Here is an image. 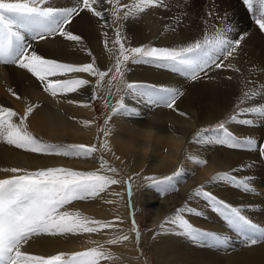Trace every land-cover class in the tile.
Instances as JSON below:
<instances>
[{
	"label": "snow or ice",
	"instance_id": "1",
	"mask_svg": "<svg viewBox=\"0 0 264 264\" xmlns=\"http://www.w3.org/2000/svg\"><path fill=\"white\" fill-rule=\"evenodd\" d=\"M242 3L251 14L254 24L264 33V0H242ZM103 4L112 5L110 14L114 20L128 21L139 19L141 14L149 9H168L170 0H131L124 5H119L118 0H77L72 7L52 6V0H0V66L14 65L25 70L39 82L43 91L52 97H68L69 94L79 93L81 89L91 84L92 93L89 98L84 101L66 99V103L77 104L83 108L91 107L90 101L97 99L98 88L111 74L108 80L109 95L113 81H118L123 88H117V92L122 91V95L112 106V111L104 121V128L100 129L104 137L109 136L111 130L107 126L113 116L121 113L140 115L135 109L127 106L125 101L128 97L142 100L153 107L171 109L182 117L186 116V113L174 107L184 95L180 88L160 86L150 82H128L124 77L127 71H131L127 67L129 63L166 70L178 74L187 81H199L202 74L207 76L210 71L217 69L239 71L232 64L225 62L233 58L244 35L233 40L228 36L232 31L231 28L213 25L214 30H209L208 21H205V31L201 38L173 47L147 44L129 47L123 42L120 29L116 28L115 38L111 44L114 47L118 46L116 48L118 54L115 55V63L107 70H101L94 57L91 62L67 63L46 58L35 51L33 41L40 42L58 36L64 41L74 42V46H79L87 56H93L89 49L83 47V38L72 33L68 26L73 22L74 17L86 10L92 17L104 21L100 24L101 28L109 27L104 12L100 10ZM213 15H215L213 11L208 12L209 18ZM179 22L180 18L176 17V23ZM164 30L169 31V26L165 25ZM171 30L175 31L174 28ZM103 35L106 37L104 47L109 53V59H112L113 49L109 48L108 34L105 32ZM72 74H87L88 77H94L95 84L87 78ZM8 91L17 100L20 99L12 89ZM257 99L261 102L252 106L251 102ZM105 106L107 107V102ZM36 107L38 105H30L25 108L23 115H19L13 109L0 105V142L38 156L81 159L93 157L97 151L95 144L91 146L51 144L33 136L26 122ZM258 121L264 124V84L244 90L238 98L233 114L212 127L199 129L191 142L204 146H223L230 150L258 152L260 159L264 160V141H258L252 136H238L229 129V125L232 124L253 127ZM91 123L92 121L86 120L83 125L88 127ZM100 148L102 150L108 148L106 139L101 142ZM187 159L198 166L208 163L206 158H198L190 154H187ZM252 166V163L242 164L228 172H218L205 184L197 186L189 193V198L204 201L205 207L217 214L231 230L243 237L246 246L264 242V227L253 223L244 214L243 206H233L207 189L219 184L245 194L254 193L250 176L234 175ZM105 169L117 173L116 168H107L103 160L100 161L99 169L95 171H80L69 167H41L36 170L19 167L0 168V172L12 174L0 179V264H101V261L115 259L104 249L103 244L83 251L59 252L50 256L30 254L22 250L32 239L40 236L75 237L98 233L103 229H114L112 221L95 220L82 216L79 212L66 210V207L73 202L96 199L111 185L121 183L120 180L100 174ZM183 174L184 169L181 167L163 178L149 175L143 179L148 186L155 188L161 196H164L169 192L177 191L175 181ZM131 181L132 177L124 181L127 186L129 209L132 207ZM115 195L122 194L115 193ZM105 202L113 203L111 200ZM129 214L131 215V212ZM186 214L203 215L201 211L185 202L158 226L160 232L175 231L194 243L210 241L217 247L227 244V237L197 228L186 218ZM131 232L135 233V242L139 249L140 233L135 220L131 222ZM128 240V234H121L108 239L106 244L116 245Z\"/></svg>",
	"mask_w": 264,
	"mask_h": 264
},
{
	"label": "bare ground",
	"instance_id": "2",
	"mask_svg": "<svg viewBox=\"0 0 264 264\" xmlns=\"http://www.w3.org/2000/svg\"><path fill=\"white\" fill-rule=\"evenodd\" d=\"M53 1L65 7H72L77 2V0ZM238 2L235 0H228L229 4H227L226 0H170V7L168 9H149L146 10L145 13H142L139 19H129L131 23H129L128 26L126 25L128 27L126 31L127 34L125 37L122 36L123 42L129 47H138L146 42H153L155 45L177 46L201 38L205 31V21H208V29L214 30L213 25L227 28L230 26L231 28L235 25L236 21L238 22L240 19L244 20L245 30L243 32L235 30L234 32L228 33L229 38L233 40L238 39L241 35H244V39L237 49V52L234 53L233 58H229V60L225 62L232 64L235 68L239 69V71L217 69L215 71H210L208 77L204 76L205 78H201L199 81L193 83H179V88L184 92V95L180 97L174 107L186 113V116L182 117L171 109L153 107L142 100H129V98L127 100L130 104L129 106L137 109L140 113V117H128L123 113L117 115L109 121L107 126L111 130L109 136H103V140L106 139L108 143V148L103 149L108 159L110 157L116 164L122 166L127 174L134 173L132 181L133 187L137 190V195L135 197L136 208L145 210L148 227V232L145 236L141 237L140 241L141 244L153 248L157 264H264V244L243 249L236 247V249L231 250L230 245L227 246L226 244L225 246L217 247L213 246L210 241H201L200 244H202V247H200V244L199 246H193L190 244L191 242L189 243L188 239L178 232L175 233L178 237H176L175 234V236L173 235L174 232H170L172 235L161 236L160 238H153V236H151L155 225L161 221L164 214L168 212L173 205H176L179 200L187 196V191L190 188L205 184V182L215 175L217 171H230L236 168V166L248 164L253 161L252 156H248L249 159L247 161H241L239 156L234 152L223 153L222 151V153L217 155L216 153L208 154V152H206L207 154H205L202 153V151L207 150L204 145L192 143V140H188L189 137L199 129L235 111V105L244 90L264 84V39L251 24L250 17L247 19V15L244 13L243 9L240 8ZM106 8L107 4H103L100 10L104 12L105 20L108 22ZM209 11L215 13L211 18L208 17ZM176 17L180 18L179 24L176 23ZM103 22L104 21L99 20V18L92 17L91 14L85 10L79 16L74 17L73 22L68 26V29L72 33L78 34L83 38V47H86L92 52L93 56L91 57L82 52L79 46H74V42L64 41L61 37L45 40L43 42L34 41L32 42L33 47L38 54L44 57H55L56 59L65 60L67 62H91L94 57L97 66L101 70H107V68L113 64L114 58L112 52V59H109V53L104 47V40L106 37L103 33L106 32L108 34L107 39L109 40V48L112 49L114 46L111 44V41L114 39V35L112 26L109 22V27H100V24ZM165 25H168L170 28L167 32L164 30ZM173 28L175 31L171 30ZM116 47L118 48V46ZM130 69L132 72L129 79L136 76H139V78L145 76L144 80H146V82L160 86L177 87L176 85L178 82L175 78L176 75L171 76L172 73L166 70H157L145 65H133ZM72 75H83L85 78L92 81V84L95 83L96 78L88 77L87 74ZM228 77H231V79H228ZM249 81L251 83H248ZM35 82L25 71L14 65L0 66V105L14 109L19 115H23L26 107L38 105L29 116L27 122L30 125V129L38 136V139L44 140L46 143H49L47 141L50 140H56L82 142L88 144V146L89 144L96 145L98 131L94 118V107L91 101L90 108H83L77 104L70 105L66 103V99L84 101L86 98H89L92 93V85L90 84L86 86L85 89H81L79 93L69 94L68 97L57 96L49 98L43 91H40ZM8 89H12L20 96V99L17 100ZM260 102L261 101L257 99L251 102V105L255 106ZM150 119L159 133L160 138L154 144L151 155L145 158L136 152L126 149L123 141L129 138V134L133 131L134 127H142L148 123ZM86 120L92 121L91 125L88 127L83 125V122ZM258 126H260L259 122L253 127L232 124L230 128L234 131H238V133L240 132L242 135L247 134L250 136V133H254L255 135V130ZM250 128H255L254 132L250 130ZM256 132L259 134L261 133V131ZM172 135L182 137L183 145L178 154L172 153L173 158L168 163L160 166L158 165V161L161 159L162 155L166 152H170L167 138ZM184 148H187V151H184ZM187 154L197 156L198 158H206L208 163L204 166H198L185 158L186 160H183L179 167L176 168L181 156ZM117 157H119V159H117ZM99 161L95 153L93 157L87 159L76 158L74 160H66V157L38 156L36 154L25 153L22 150L0 142V168L19 167L34 170L48 165L62 164L71 166L73 169L83 170L85 168L99 166ZM181 167L187 175L186 179L182 177L185 174L178 177L175 181H178L177 184L179 182H184L181 183V185L178 184L179 186L177 185L179 187L177 191L172 194L170 193L171 195L167 194L169 196L162 197V200L153 199V194L146 193V189L150 188L149 186L143 188L140 186L145 182L143 179L145 176L151 175L158 177L162 175H171ZM251 168L254 169H247L243 172H236L235 174L251 177V183L255 191L254 193L245 194L248 198H244L250 199V202H257L255 199H260L261 195H264L261 194L259 190L264 183L263 179L259 176L261 174L258 169L259 167L256 168L255 165H253ZM11 175V173L0 172V179L7 178ZM121 189H123L121 188V183L113 185L110 189L105 191L113 193L111 196L112 198H106L107 196L105 193L103 196H100V199H97L101 201L99 206L88 203L89 205L80 206L79 210L84 214L86 213V215H92L95 219H117L118 217V221L121 222V224L122 222L126 224L128 218L126 196ZM228 189L218 184L210 187L209 190L213 193L215 192L214 194H217L219 198L223 197L225 200L229 199L231 200L229 202H232L235 200L233 194H236L234 192L237 191L232 192L231 190L233 188ZM152 190H154V188ZM115 193H121L122 195L117 196ZM238 193L240 192H237V194ZM238 196L242 198L241 195ZM114 198L117 199V204H115ZM158 198H160V196ZM108 200L113 201L112 211L107 206L109 203L107 205H102L103 201ZM187 200V202H193V205L199 204V210L204 212V214L206 213V215L212 212L205 207V202L200 199L189 198ZM246 203H248V201ZM188 205L190 206L191 203ZM247 205L249 206L251 204ZM186 215L192 219L197 217L194 214ZM208 219L202 217L199 220L197 217V219L194 220H199L197 224L202 226V228H206L211 226V223H209L210 219ZM253 219L255 220V218ZM263 219L261 221H263ZM103 233L104 232L99 234H83L75 237L40 236L32 239L22 250L30 254L42 256H50L56 252L70 253L73 250L102 243L98 236H102ZM221 235L227 237L228 241L229 236L226 232H222ZM132 240L133 239L129 236V240L125 241L126 243L123 244V247L126 246L127 253L134 256V259L131 258L133 264H143L142 259L138 257V251L133 245ZM203 247H205V249H203Z\"/></svg>",
	"mask_w": 264,
	"mask_h": 264
},
{
	"label": "rangeland",
	"instance_id": "3",
	"mask_svg": "<svg viewBox=\"0 0 264 264\" xmlns=\"http://www.w3.org/2000/svg\"><path fill=\"white\" fill-rule=\"evenodd\" d=\"M236 2H238L239 3V6H240V8L241 9H243V11H244V13L247 15V19H249V17H250V22H251V24L256 28V30H257V32H258V34L264 39V33H262L260 30H259V28L254 24V22H253V20H252V18H251V15H250V13L247 11V9L245 8V6L243 5V3H242V0H235ZM131 2V0H118V4L119 5H124V4H128V3H130ZM226 2H227V4H229L228 3V0H226ZM52 6H56V7H65L64 5H62V4H59L58 5V3H55L53 0H52ZM224 7H225V5H224ZM111 9H112V5H110V4H107V8H106V13H107V15H108V18H107V20H108V22L111 24V26H112V29H113V37L115 38V32H114V29H116V28H119L120 29V31H121V35L123 36V37H125L126 36V31L128 30V25H129V23H131L129 20L126 22V21H124V20H114V18H113V16L110 14L111 13ZM242 11V10H241ZM120 15L122 16L123 15V13L121 12L120 13ZM244 20L242 19H240L238 22L236 21V23H235V25L234 26H232L231 27V29H232V31L234 32L235 30H238L239 32H243L244 30H245V28H244V22H243ZM127 25V26H126ZM242 25V26H241ZM212 27V26H211ZM228 28H230V26L228 27ZM240 29V30H239ZM232 31H230L229 33H231ZM58 37V36H57ZM57 37H55V38H57ZM51 39H54V38H49V39H47V40H51ZM45 41V40H44ZM128 41V40H127ZM34 42V41H33ZM40 42H43V41H40ZM145 44H147V45H150V46H158V47H173V46H167V45H155V44H153V42H146V43H143V44H141V45H145ZM141 45H139V46H141ZM116 46L115 47H113V58H114V61H113V64L115 63V55H117L118 53H117V51H116ZM46 58H53V59H56L55 57H46ZM57 60H59V59H57ZM59 61H62V62H67V61H65V60H59ZM67 63H74V62H71V61H68ZM77 64H79V63H77ZM133 65L132 64H128L127 65V67L128 68H131ZM23 71H25V70H23ZM26 72V71H25ZM131 72L132 71H127L126 73H125V77H124V79L126 80V81H128V82H146V80H144V78H145V76H141L140 78H139V76H136V77H134V78H132V79H129L130 78V75H131ZM26 74H28L29 75V77L30 78H32L33 80H34V82L36 81L35 80V78L34 77H31V75L29 74V73H27L26 72ZM209 74V73H208ZM208 74H207V76H205V77H208ZM176 75V81L178 82V84L176 85L178 88H179V83L180 82H186V83H193V82H196V81H187L186 79H184L183 77H181V76H179L178 74H173L172 73V75L171 76H175ZM73 76H77V77H83V78H85L83 75H73ZM135 76V75H134ZM110 77H111V74L109 75V77H106L105 78V80H104V82H102L101 83V85H100V87L98 88V90H97V99L95 100V101H91V103H92V105H93V107H94V118H95V121H96V125H97V131H98V139L96 140V146H97V151L95 152V154H97V159L98 160H103V161H105L106 162V164H107V168H116L117 169V173H111L110 171H107L106 169L105 170H102L101 171V173L100 174H103V175H108V176H110V177H112V178H115V179H117V180H120L121 181V188H123V189H121L122 190V192H123V194L126 196V206H127V203H128V196H127V186L124 184V181L125 180H127L129 177H133V175H134V173H128L127 174V172L123 169V167L122 166H120V165H118V164H116L110 157H109V159H108V156H106V154L104 153V151L100 148V144H101V142L103 141V132L102 131H100V129H102V128H104V121H105V119H107L108 118V115H109V113L112 111V106L115 104V102H116V100H117V98L120 96V95H122V91L121 92H117V88L119 87V88H123V85L122 84H120L118 81L116 82V81H113L114 83H112V86H111V94L109 95V92H108V88H109V85H108V80L110 79ZM204 77V75L202 74V78H205ZM134 79V80H133ZM132 80V81H131ZM36 83V85L39 87V89H40V91H43V88L40 86V84H39V82L38 81H36L35 82ZM95 84V83H94ZM43 93H45L44 91H43ZM45 95L47 96V97H52V96H50L49 94H47V93H45ZM53 98V97H52ZM130 98V99H129ZM131 100V99H134V98H131V97H128V98H126V104H127V106L129 107V108H132V109H135V108H133V107H130L129 105V103H128V101L127 100ZM105 102H107V107L105 106ZM8 108H10V107H8ZM12 109V108H11ZM14 110V109H13ZM136 111H137V109H135ZM15 111V110H14ZM138 112V111H137ZM234 113V111L233 112H231V113H229V115H231V114H233ZM128 117H140V115L139 116H135V115H128V114H126ZM228 115V116H229ZM117 115H115V116H113L111 119H113L114 117H116ZM228 116H224L222 119H220V120H218V121H214V122H212V123H210L209 125H207V126H205V127H212V126H214L215 124H217L218 122H220V121H222V120H225V119H227V117ZM259 122V121H258ZM27 123V125H28V130L33 134V136H35L36 138H38V136L30 129V125H29V123L28 122H26ZM204 128V127H203ZM261 128V129H260ZM229 129L234 133V134H236V135H238V136H241V137H246V136H249V135H242L240 132L238 133V131H234V130H232L231 128H230V125H229ZM254 129L255 128H250V130H252L253 132H254ZM259 129V130H258ZM256 131H261V133L259 134V133H257ZM197 132V131H196ZM195 132V133H196ZM194 133V134H195ZM194 134H192L190 137H189V141L190 140H192L193 139V136H194ZM252 134V135H251ZM254 135V133H250V136H252V137H256V139L258 140V141H264V124H261L260 123V126H258V127H256V130H255V135ZM44 141V140H43ZM45 142V141H44ZM47 142H49V143H51V144H61V145H67V144H85V145H88V144H86V143H82V142H65V141H56V140H50V141H47ZM89 146H91L90 144H89ZM205 148L207 149L206 151H202V153H205V154H207L206 152H208V154H215L216 153V155L217 154H219V153H222V151H223V153H228V152H234V153H236V155L237 156H239V158L241 159V161H247L249 158H248V156L250 157V156H252V158H253V161L252 162H250V163H252V165H255V167L257 168V167H259L258 169L260 170V172H261V174L259 175L260 176V178H262L263 179V183H264V160H262V159H260V157H259V154H258V152H249V151H241V150H230V149H227L226 147H223V146H212V145H207V146H205ZM185 149V148H184ZM184 151H187V148L184 150ZM249 154V155H248ZM245 156V157H244ZM247 156V157H246ZM185 158H187V155H182L181 156V158H180V161H179V163L176 165V168L177 167H179V165L182 163V161L184 160H186ZM242 158H243V160H242ZM246 158V159H245ZM74 159H76V158H66V160H74ZM78 159H81V158H78ZM110 159H111V161H110ZM99 161V162H100ZM99 166H100V164H99ZM99 166H96V167H93V168H85V169H81L80 171H95V170H98L99 169ZM44 167H69V168H71V166H67V165H62V164H56V165H48V166H44ZM121 167V168H120ZM236 167H238V166H236ZM41 168V167H40ZM38 169V168H37ZM73 169V168H72ZM250 169H254V168H250ZM34 170H36V169H34ZM74 170H78V169H74ZM229 170H224V171H217L216 173H218V172H228ZM253 172H255V171H253ZM185 174V173H184ZM234 175H236L235 173H234ZM164 176H168V175H162V176H158L157 178H163ZM236 176H238V177H242V175H236ZM183 178H185L186 179V177H187V175L185 174V175H183L182 176ZM132 180H133V178H132ZM132 182V197H131V205H132V207H131V209H129L128 208V206H127V225L126 224H124L123 222H122V224H121V222H119L118 221V219H111V218H109V219H95V218H93V216L92 215H86V213L84 214L82 211H80L79 210V207L80 206H83V205H89V204H92V205H94V206H99L100 205V203H101V201H99V200H97V199H100V196L102 195H104L105 193H106V198H108V197H111L112 196V194L113 193H110V191H108V192H104V193H101L100 194V196L99 197H97L96 199H93V200H89V201H76V202H73L72 204H70V205H68L67 207H66V210L67 211H71V212H79L82 216H87V217H89V218H91V219H95V220H101V221H112L113 223H114V229H103V230H101L100 232H98V233H94V234H99V233H102V232H104L103 233V235L102 236H98V237H100V239H101V241L100 242H102V243H100V244H103L104 245V249L106 250V251H108V252H110L112 255H113V257H116L115 259H113V260H108V261H101V264H133L132 263V259H134V256H132L131 254H129V253H127V249H126V246H124L123 247V244L124 243H126V242H123V243H119V244H116V245H107L106 244V241L108 240V239H112V238H115L116 236H118V235H121V234H128L133 240H132V242H133V245L135 246V248H136V250L138 251L137 253H138V257H140L141 259H142V262H143V264H157V260H156V257H155V255H154V250H153V248H151V247H149V246H147V245H144V244H141V237L142 236H145L146 235V233L148 232V227H147V223H146V213H145V210L144 209H137L136 208V203H135V197H136V195H137V190H136V188H134L133 187V181H131ZM178 182V181H177ZM177 182H175L176 183V186L179 184V185H181V183H183V182H179L178 184H177ZM124 184V185H123ZM146 185V186H145ZM178 185V186H179ZM200 185H202V184H200ZM200 185H196V186H193L192 188H190L188 191H187V196L184 198V199H181V200H179L178 202H177V204L176 205H173L172 207H171V209L168 211V212H166L165 214H164V216H163V218L161 219V221H159L156 225H155V227H154V231H153V233H152V235L151 236H153V238H160L161 236H169V235H172V233H173V235L175 234V233H177V232H175V231H172V233H170V232H160V230H159V225L163 222V221H165V218L166 217H169V216H171L174 212H175V210H176V208H178V207H181L185 202H187L188 200L187 199H189V198H187V197H189V193L193 190V189H195L197 186H200ZM113 185H111L108 189H110L111 187H112ZM140 186H142V188L143 187H148V185L146 184V182H143ZM177 186V190L179 189V187ZM150 187V186H149ZM264 184H262L261 185V188L263 189H259L260 190V193L261 194H264ZM113 188H116V187H113ZM225 188L226 189H228V188H231V187H226L225 186ZM107 189V190H108ZM153 189V187H150V188H148V189H146V193H151V194H153V199H161L162 200V197H167V196H169V195H171L172 193H174V192H169L168 194L169 195H164V196H161L160 194H159V192L158 191H155L156 189L154 188V190H152ZM210 188H208L207 190H209ZM232 189V188H231ZM106 190V191H107ZM149 190V191H148ZM228 190H230V189H228ZM118 191V190H117ZM152 191V192H151ZM209 191H211V190H209ZM232 192H234V191H237V190H235V189H232L231 190ZM158 194H157V193ZM237 192H240V191H237ZM237 192H234V193H236V194H233L234 195V198H235V200L234 201H232V202H229V201H231V200H225L223 197V200H225L226 202H228V203H230L231 205H233V206H243V209H244V214L246 215V213H247V216H248V218L251 220V221H253V223H255V224H257L259 227H264V195H261V198L260 199H255V200H257V202L256 201H252V202H250L251 200L249 199H246V198H244V197H247L246 195H245V193H242V192H240V193H238L237 194ZM156 193V194H155ZM171 193V194H170ZM215 193V192H214ZM159 197L160 196V198H158L157 196ZM217 195V194H216ZM238 195H241L242 196V198H243V200H242V198L241 197H239ZM218 196V195H217ZM219 197V196H218ZM112 198V197H111ZM118 198V197H117ZM221 198V199H222ZM248 198V197H247ZM238 199V200H237ZM246 199V200H245ZM114 200V202H115V204H117V199L116 198H114L113 199ZM259 200V201H258ZM244 201V202H243ZM248 201V203H246ZM260 201H262V202H260ZM204 202V201H203ZM243 204H242V203ZM80 203V204H79ZM89 203V204H88ZM188 204L189 203H191V205H192V208H194V209H198L199 210V204L196 206L195 204L193 205V202H187ZM246 205H245V204ZM258 203H261V204H258ZM108 203H106L105 201H103L102 202V205H107ZM247 204H251V205H247ZM258 204V205H257ZM190 205V206H191ZM256 205H257V207H256ZM108 206V208L109 209H111V211H112V208H113V206H112V203H109V205H107ZM195 206V207H194ZM260 206V207H259ZM246 207H247V209H246ZM252 207V208H251ZM257 209H256V208ZM254 208V209H253ZM261 209V210H260ZM246 210V211H245ZM248 210V211H247ZM250 210V211H249ZM261 212H260V211ZM200 211V210H199ZM211 211V210H210ZM254 211H256V212H254ZM131 212V215L129 214ZM202 212V211H201ZM255 214H254V213ZM203 214H204V212H202ZM209 213V212H208ZM253 216H251L250 214ZM213 216H212V215ZM254 214V215H253ZM206 213L204 214V215H201V216H197L198 217V219L200 220L202 217L203 218H209L208 220H209V223H211V226H208V227H210V228H208V227H206V228H202V226H200L199 224H197V222L199 221V220H194V219H197V217H194V219H192L191 217H189L188 215H186V218L187 219H189V221L191 222V223H193V225L194 224H196V225H194V226H196L197 228H199V229H202V230H206V231H211L210 233H214V234H222V232H226L227 234H228V236H229V239H228V241L229 240H231V238H232V240L231 241H227L228 243H227V246H229L230 245V249L231 250H233V249H236V247L237 248H239V249H243V248H252V247H254V246H257V245H261V244H264V242H261V243H258V244H256V245H252V246H246L245 244H244V242L242 241L243 240V237H241L240 235H238L237 233H235L233 230H232V232H231V229L226 225V223L222 220V218H220L217 214H214L213 212H210L208 215L210 216H208V215H206ZM250 215V216H249ZM196 216V215H195ZM208 216V217H207ZM257 216V217H256ZM217 218V219H216ZM253 218H255V220L253 219ZM213 219V220H212ZM257 219V220H256ZM263 219V221H261ZM129 220V221H128ZM132 220H135V223H136V227H137V230L139 231V233H140V239H139V249H137V246H136V242H135V233H133V232H131V222H132ZM163 220V221H162ZM192 220H193V222H192ZM211 221V222H210ZM259 221V222H258ZM119 222V223H118ZM194 222H196V223H194ZM262 222V223H261ZM124 224V225H123ZM213 224V225H212ZM219 224V225H218ZM215 226V227H214ZM166 227H168V225H166ZM214 228V229H213ZM221 228V229H220ZM124 229V230H123ZM207 229H209V230H207ZM123 230V231H122ZM226 230V231H225ZM126 231H128V232H126ZM156 231H158V232H156ZM213 231V232H212ZM112 232V233H111ZM234 232V233H233ZM145 233V234H144ZM162 233V234H161ZM230 233V234H229ZM106 234V235H105ZM107 234H108V237H107ZM176 235V234H175ZM174 235V236H175ZM176 237H178L177 235H176ZM186 238V237H185ZM184 238V239H185ZM102 239H103V241H102ZM187 239V238H186ZM189 240V239H188ZM235 240V241H234ZM232 241H234L233 243H231ZM238 241V242H237ZM240 241V242H239ZM191 242V243H190ZM189 243L190 244H192L193 246H199V244H200V242L199 243H194V242H192L191 240H189ZM236 244V245H235ZM98 244H94V245H90V246H88V247H85V248H82V249H77V250H73V251H71V252H75V251H83V250H85V249H87V248H90V247H95V246H97ZM141 245H144V246H141ZM202 244H200V247H202L201 246ZM234 246H235V248H234ZM112 247V248H111ZM233 247V248H232ZM116 248V249H115ZM117 249H118V251H117ZM203 249H205V247H203ZM70 252V253H71ZM57 253H59V252H56V253H54V254H52V255H55V254H57ZM119 253V254H118ZM123 253H124V255H123ZM120 255V256H119ZM123 258V260H122V258ZM126 258V259H125ZM132 258V259H131ZM118 259V260H117ZM118 262H117V261ZM126 261V262H125ZM114 262V263H113ZM116 262V263H115ZM121 262V263H120ZM125 262V263H124Z\"/></svg>",
	"mask_w": 264,
	"mask_h": 264
},
{
	"label": "clouds",
	"instance_id": "4",
	"mask_svg": "<svg viewBox=\"0 0 264 264\" xmlns=\"http://www.w3.org/2000/svg\"><path fill=\"white\" fill-rule=\"evenodd\" d=\"M159 133L153 126L151 119L142 127H134L129 134V138L123 141L124 147L129 151L136 152L147 158L151 155L154 144L159 139ZM170 152L162 155L158 165L162 166L168 163L173 157L172 153H179L183 145V138L178 135H172L167 138Z\"/></svg>",
	"mask_w": 264,
	"mask_h": 264
}]
</instances>
